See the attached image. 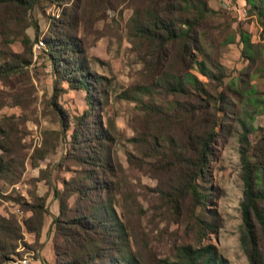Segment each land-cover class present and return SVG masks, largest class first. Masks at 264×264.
<instances>
[{"label": "trees", "instance_id": "1", "mask_svg": "<svg viewBox=\"0 0 264 264\" xmlns=\"http://www.w3.org/2000/svg\"><path fill=\"white\" fill-rule=\"evenodd\" d=\"M37 1L0 0V82L11 80L22 72L24 63L31 61L32 39L25 28L30 23L28 12ZM51 1L60 4L67 0ZM132 1L130 40L149 79L139 88L143 92L160 89L173 99L164 104L137 97L145 110L144 124L129 137L136 152L127 150V159L156 179L150 188L155 212L191 234L189 240L176 243L174 256L161 258L162 263L227 264L217 246L207 241L221 225L219 213L209 207V164L222 134L225 106L234 98L241 105L236 117L241 126L243 181L239 242L249 264H264V131L254 142L250 139V132L258 126L256 116L262 114L264 121V88L258 84V73L264 77L263 41L253 40L252 33L239 22L232 27V21L218 19L228 16L215 12L209 0ZM245 2L248 13L259 20L264 36V0ZM60 14L52 17L43 36V50L55 74V94L63 89L62 81L72 88H83L87 109L75 117L70 133L69 153L79 168L70 177H63L60 187L51 183L58 201V212L52 215L54 264H145L139 251L132 250L130 229L115 208L123 167L112 152L114 129L93 116L97 104L106 98L102 76L90 66L77 35L79 19L75 12L65 7ZM18 38L23 52L11 48ZM236 40L245 65L225 81L219 55L222 47ZM16 97L18 102L23 100L20 93ZM53 104L64 130L69 125L68 113L56 100ZM10 142L0 140V179H15L23 169V159L12 155ZM36 150L38 156L45 153L43 148ZM42 172L34 182L46 176ZM30 193L31 201L18 198L30 212L22 225L15 217L0 215V243L21 240L23 228L40 236L49 212V191L39 194L34 188ZM71 195L74 199L69 203Z\"/></svg>", "mask_w": 264, "mask_h": 264}, {"label": "rangeland", "instance_id": "2", "mask_svg": "<svg viewBox=\"0 0 264 264\" xmlns=\"http://www.w3.org/2000/svg\"><path fill=\"white\" fill-rule=\"evenodd\" d=\"M132 3L131 0H67L58 4L51 0H38L29 10L30 23L25 32L32 39L31 61L24 63L22 72L11 80L0 82V140H11L8 146L13 151L12 155L17 160L23 159V169L17 178L0 179V215L15 217L22 225V219L30 212L22 207L19 200L31 201L30 190L34 188L39 194L49 191V212L45 215L39 237L23 228L21 240L4 238L6 241L0 243V264H7L10 259L18 262L25 258V264L55 263L51 247L54 228L52 215L58 212V201L51 187L52 184L60 187L62 178L70 177L79 168L69 153L70 133L75 125V117L87 109L83 88H72L62 81L63 89L55 94V74L43 50V36L52 17L61 16L65 7L77 15V35L83 41L91 68L103 79L105 102L97 104L93 116L99 118L103 126L114 129L112 152L123 167L115 208L130 229L132 250L139 251L145 264H163L161 258L174 256L176 243L191 238L190 232L185 231L181 224L175 221L167 223L155 212L152 207L154 194L150 188L156 184V179L131 165L127 159V150L136 152L129 137L135 134L136 128L142 129L144 124L145 110L137 97L164 104L173 99L171 95H163L160 89L150 88L149 92H143L139 88L149 79L130 40L128 20ZM209 4L215 12L228 16L226 19L219 16L218 19L232 21V27L241 23L252 33L253 40L263 41L264 46L260 22L255 15L248 13L245 0H209ZM35 23L38 27L37 37ZM41 39L44 41L42 45ZM35 42L40 46L35 47ZM11 48L16 52L25 50L19 38L12 42ZM240 48L241 44L236 40L221 49L219 58L225 69V81L245 65ZM262 65L264 67V63ZM259 74L258 84L264 88V77H259ZM19 93L23 96L21 102L16 100ZM53 100L68 113L69 125L64 130H61ZM240 109V103L234 98L226 104L222 134L215 144L214 156L209 164L212 192L209 207L219 213L221 225L208 236L207 241L217 246L227 264H249L239 242L243 181L239 151L241 126L236 117ZM256 124L257 128L250 132L252 142L264 131L262 114L256 116ZM37 148L44 149L43 156H38ZM41 172L46 176L34 182ZM73 199L74 195H71L69 203ZM3 254L7 256L2 258Z\"/></svg>", "mask_w": 264, "mask_h": 264}, {"label": "bare ground", "instance_id": "3", "mask_svg": "<svg viewBox=\"0 0 264 264\" xmlns=\"http://www.w3.org/2000/svg\"><path fill=\"white\" fill-rule=\"evenodd\" d=\"M37 43H38V42H37ZM38 44H39V43H38ZM42 44H43V40L41 39V40H40V45H42ZM40 45H39V46H40ZM14 263H15V264H24V263H25V260L18 261V262H17V260H15V261L12 260V261H9L7 264H14Z\"/></svg>", "mask_w": 264, "mask_h": 264}, {"label": "built area", "instance_id": "4", "mask_svg": "<svg viewBox=\"0 0 264 264\" xmlns=\"http://www.w3.org/2000/svg\"><path fill=\"white\" fill-rule=\"evenodd\" d=\"M35 47H39V44L37 42H35ZM25 263H27V259L25 258ZM24 263V264H25ZM15 264V263H14Z\"/></svg>", "mask_w": 264, "mask_h": 264}]
</instances>
